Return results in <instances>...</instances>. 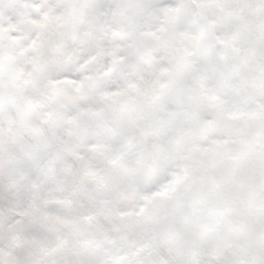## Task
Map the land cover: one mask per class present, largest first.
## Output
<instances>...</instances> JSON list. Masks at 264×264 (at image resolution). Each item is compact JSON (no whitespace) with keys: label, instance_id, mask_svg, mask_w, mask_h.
<instances>
[{"label":"snow or ice","instance_id":"6c2138e0","mask_svg":"<svg viewBox=\"0 0 264 264\" xmlns=\"http://www.w3.org/2000/svg\"><path fill=\"white\" fill-rule=\"evenodd\" d=\"M0 264H264V0H0Z\"/></svg>","mask_w":264,"mask_h":264}]
</instances>
